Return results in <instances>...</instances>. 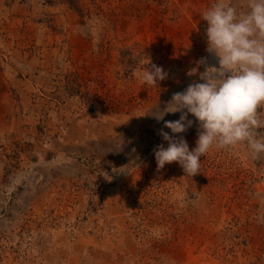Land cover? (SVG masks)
I'll list each match as a JSON object with an SVG mask.
<instances>
[{"label":"rangeland","instance_id":"obj_1","mask_svg":"<svg viewBox=\"0 0 264 264\" xmlns=\"http://www.w3.org/2000/svg\"><path fill=\"white\" fill-rule=\"evenodd\" d=\"M76 1L0 0V264H264V156L158 169L144 115L218 64L212 0ZM149 62L168 77L145 84Z\"/></svg>","mask_w":264,"mask_h":264},{"label":"clouds","instance_id":"obj_2","mask_svg":"<svg viewBox=\"0 0 264 264\" xmlns=\"http://www.w3.org/2000/svg\"><path fill=\"white\" fill-rule=\"evenodd\" d=\"M201 16L207 21L206 51L218 64L202 57L189 72L198 73V80L173 93L164 107L159 98L144 114L164 124L160 135L167 146L154 148L157 168L178 162L190 176L200 172L201 157L213 149L232 151L244 145L252 158L264 156V0H243L240 7L234 0H212ZM149 64L141 73L145 84L156 85L168 77L163 66ZM177 112L178 119H164ZM197 122L194 148L183 136L172 135Z\"/></svg>","mask_w":264,"mask_h":264},{"label":"trees","instance_id":"obj_3","mask_svg":"<svg viewBox=\"0 0 264 264\" xmlns=\"http://www.w3.org/2000/svg\"><path fill=\"white\" fill-rule=\"evenodd\" d=\"M70 4H72L74 7H75V5H76V3H77V1L76 0H67Z\"/></svg>","mask_w":264,"mask_h":264}]
</instances>
